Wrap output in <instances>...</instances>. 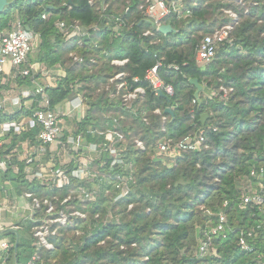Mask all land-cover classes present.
<instances>
[{"label": "trees", "instance_id": "obj_1", "mask_svg": "<svg viewBox=\"0 0 264 264\" xmlns=\"http://www.w3.org/2000/svg\"><path fill=\"white\" fill-rule=\"evenodd\" d=\"M125 1L114 0L115 10L120 11ZM184 1L192 6L191 16L185 20H165L175 29L174 33L162 34L154 25L141 23L126 29L122 37L116 39L106 29L91 30L90 41L79 45L78 38L65 40L54 24L58 20H74L90 28L97 23L98 13L87 0H9L0 14V33L9 30L17 19L35 30L40 38L38 50L28 55L24 67L33 62L41 63L51 70L50 76L56 78L55 84L50 83L47 76L43 82L40 72H31L27 76L16 74L14 82L18 86H46L51 106L74 93L81 94L87 108L83 116L77 112L74 117V136L81 135L83 146L103 142L104 133L114 128L112 119L122 115L119 125L126 143L122 145L121 154L126 167L117 166L116 169L125 175L131 174L134 180L129 181L128 197L119 201L124 208L119 219L104 223L108 212L105 197L101 196L99 202L88 203V210L91 209L92 216L96 217L94 230L88 238H78L80 245L76 248H69L64 237L47 240L54 243L52 249L37 248L38 239L31 231L32 221L19 213V219L13 221L19 226L14 262H25L37 253L44 264H259L254 254L239 248L236 234L225 239L213 237L214 253L202 255L198 251V239L201 231L215 222L203 211H218L224 200L230 201L225 212L232 225L250 228L262 218H251L249 211L237 208L234 201L246 189L239 183L241 178L251 179L252 167L264 168V0H252L246 13L235 0H214L206 6L202 5L203 0ZM137 2L132 0L131 3L132 19L140 17ZM225 8L240 15L230 41L218 46L210 62L198 65L194 60V48L201 37L193 34L200 29L208 33L211 26L228 23L230 19L227 18L211 21L204 17H211L216 11L222 15ZM44 13L49 14L46 20L42 18ZM145 29H150L152 38L158 42L150 44V37H139ZM70 53L81 57L83 63L75 62ZM91 58L96 59L95 64H90ZM112 58H128V62L116 67L110 64ZM160 58H163L160 75L174 89L169 100L154 94L142 81L145 71ZM172 63L178 65V70L168 68ZM119 70L128 73L129 81L139 77L138 84L145 88L144 97L133 102L131 109L125 108L119 96L112 97L110 90L103 87L107 78ZM191 78H197L203 85L195 104L192 100L196 98V87L189 82ZM220 85L233 88L226 104L207 97L210 89ZM9 87L10 84H0V93ZM27 101L30 105L18 110L1 111L0 122L19 121L40 106L39 96ZM167 107L172 108L173 117L164 112ZM156 108L160 109V115L153 113ZM204 113L208 117L202 123L200 116ZM142 115L147 117V125L140 122ZM162 115L166 116L164 122ZM126 117L132 118L136 125L126 124ZM132 126L136 130L131 134ZM196 129L204 132L207 148L185 151L175 158L157 154L159 141L178 140ZM38 132L35 128L19 135L10 134L0 155L16 153L17 148L25 151L27 140L36 145ZM136 134L145 141L143 150L135 147ZM57 151L55 144L48 147L47 154L56 155ZM217 158L222 161L216 162ZM24 164V159L15 161V165H7L1 172L0 202L5 198L18 200L25 192L51 203L57 192L62 194L61 199L67 196L66 188L45 194L46 185L38 179L26 178ZM61 164L58 160V165ZM7 181L11 189L6 186ZM71 183L79 181L72 179ZM81 186L88 185L82 183ZM261 194L264 196V175ZM73 201L80 202L75 196ZM130 204L133 206L126 211ZM46 209V205H41L35 216L41 213L45 216ZM55 226H49V234ZM65 227L60 230L65 231ZM0 240L15 241L16 235L4 229L0 231ZM257 248L264 251V244L257 243Z\"/></svg>", "mask_w": 264, "mask_h": 264}, {"label": "built area", "instance_id": "obj_2", "mask_svg": "<svg viewBox=\"0 0 264 264\" xmlns=\"http://www.w3.org/2000/svg\"><path fill=\"white\" fill-rule=\"evenodd\" d=\"M89 5L98 13L97 23L90 28L84 27L79 21L58 20L55 22L56 29L62 34L65 40L78 38V44L83 45L84 42L90 41L91 30L100 31L108 30L113 38H121L126 29L131 28L134 24L149 23L155 26L158 30L162 24H167L166 19L176 18L185 20L192 14V6L185 3L184 0H138L136 8L140 11V17L132 19L131 3L132 0H126L125 6L120 11L115 10L114 0H87ZM240 2L241 0H235ZM114 5V6H113ZM113 6V7H112ZM111 8V9H109ZM224 13L230 18V21L220 27H217L204 34L194 48V60L196 64H206L210 62L217 53L218 46L224 42L230 41L231 31L238 19L235 13L231 10H224ZM43 19H48L49 14H42ZM153 32L150 29L141 31L139 37H150V44L156 43L157 39L152 38ZM40 43L39 34L32 28L26 26L21 20L17 19L12 23L11 28L0 34V73L4 72L5 68L10 65L20 76L30 75L33 73H43L46 68L43 64L33 62L29 66L24 67L28 55L31 54ZM107 55V51L103 52ZM73 60L78 64L83 63V59L75 53H70ZM96 59L91 58L90 64H95ZM128 62V58L110 59V64L116 67H123ZM100 65V64H99ZM163 67V58H160L154 65L149 67L142 78L152 89L154 94H158L161 90L168 97L173 96L174 89L171 84H168L160 75V70ZM169 69L178 70V65L175 63L168 65ZM128 73L125 70L110 75L105 85V90H110L111 96H119L125 108L131 109L133 102L141 99L145 95V88L139 85V77H132L131 81L127 79ZM43 85H37L34 88L22 90L18 95L13 96L10 100L7 98L0 99V112L6 107V103L10 102L15 109H20L23 100L39 96L40 106L32 111V113L22 118L21 120H6L0 122V150L6 142V138L10 134L19 135L23 131L38 128L37 144L32 145L29 140L26 143V150L21 148L16 149V153L0 155V174L4 171L7 165H15V161L24 159V173L28 180L38 179L46 186H54L56 189H65L71 184L72 179L79 182L87 180L90 172L96 177L85 162L84 151L92 154H107L102 162V167L108 169L105 179L111 180L117 192L116 198L129 195L131 189L129 181L132 176L125 175L122 171L116 169L117 166L125 165V160L121 154L122 145L125 142V135L119 125V120L122 115L113 118L114 128L107 131L105 139L101 143H89L83 146L81 135L74 136L67 126L68 120H71L70 112L75 110L84 115L87 108L81 94L74 93L72 99L67 98L63 101L51 106L49 98L45 92ZM233 93L231 86L220 85L218 88L210 89L207 93L209 99H215L223 104H226ZM199 98H194L192 103L195 104ZM71 110V111H70ZM153 113L160 115L159 108L153 110ZM70 116V117H69ZM194 116V115H193ZM162 121L166 120V116H161ZM140 121L143 125L148 124V119L142 115ZM164 129V126H163ZM215 130V128L213 129ZM135 147L144 149V143L141 140H134ZM58 145L57 154H51L52 160L57 159L54 163L46 161L42 163L41 156L47 154L48 147ZM202 148H207L206 137L201 130H194L179 138L178 140L163 139L157 143V154L166 155L175 158L185 151H199ZM69 153H73L71 157ZM66 159L60 161V156ZM82 158V159H81ZM58 160L62 162L58 165ZM37 167V168H36ZM18 168L15 167V172ZM88 175V176H87ZM264 175V168L252 167L249 173L250 180L256 183L254 189L246 187L245 191L234 201L237 208L249 211L251 218H257L258 221L250 228L238 227L229 223L225 209L230 207V201L224 200L221 208L216 212L204 210L207 217L215 219L214 224H208L207 228L201 231L202 236L198 239V251L202 254L209 252L214 253L211 248V240L213 237H221L223 239L236 234L237 245L242 251L249 252L255 255L259 264H264V251H259L257 243L264 244V196L261 194V182ZM6 186L11 189L10 181L6 182ZM81 198H89L87 191L83 190V194H77ZM70 197V196H69ZM46 205V215L44 218H37L36 212L40 210L41 205ZM52 203L44 199H37L31 192H25L18 200H9L5 198L0 202V231L4 229H19L13 221L4 220L1 217L2 213H10L17 216L19 213H24V219H29L34 223H38L33 231L38 241L37 248L43 246L47 249H52L53 246L47 241L46 236L49 235L50 216L53 212ZM62 218L64 216L62 215ZM62 218L59 219L61 224ZM53 233V232H52ZM15 241L0 240V264H44L39 255L35 253L27 261L17 263L13 261Z\"/></svg>", "mask_w": 264, "mask_h": 264}, {"label": "rangeland", "instance_id": "obj_3", "mask_svg": "<svg viewBox=\"0 0 264 264\" xmlns=\"http://www.w3.org/2000/svg\"><path fill=\"white\" fill-rule=\"evenodd\" d=\"M214 0H203L202 5L206 6L208 3L212 2ZM252 0H241L240 2H236L237 5H239L240 9L245 10L244 13H246L248 6L251 4ZM226 10H231L233 13L236 14L237 19L239 21V17L240 15L238 14V12L230 9V8H225ZM224 9V10H225ZM221 11V10H220ZM218 11H216L215 13H213L210 16H204L205 19L209 20H222L223 18H228V16L223 12L222 15H220L219 13H217ZM223 23H219L217 25H213L211 26V31L219 26H221ZM5 32V31H4ZM3 33V32H2ZM209 33V32H208ZM1 34V33H0ZM204 34L203 29L197 30V32H195L193 34V36H198L199 38L202 37ZM200 40V39H199ZM158 42V40L156 41ZM34 54L31 53V55ZM8 67H11L10 65H8ZM12 68V67H11ZM14 72L16 73V70H14ZM16 83L12 82V85L14 87ZM203 86V85H202ZM12 93V92H11ZM14 95V93H12ZM71 116V117H70ZM70 118L71 120H68L67 126L68 129L71 131V133L74 135V131L76 129V124L74 122V117H75V110L71 111L70 113ZM138 118V117H137ZM125 122L126 124H130V125H136L132 118L130 117H126L125 118ZM141 122V121H140ZM133 127V131H131L130 133L132 134L133 132H135L136 128ZM137 135V134H136ZM141 140L144 141L141 136L137 135L135 136L134 140ZM145 142V141H144ZM126 143V141H125ZM124 143V145H125ZM123 145V147H124ZM156 148V146H155ZM155 152V151H153ZM71 157H74L73 153H69ZM52 156H50L49 154H46L44 156H41V161L42 163H45L46 161H48L49 163L52 162L54 163L55 161H57V159H53L52 160ZM60 161H65L66 159H64V157H62V155L60 156ZM75 158V157H74ZM82 158H84L85 162H87V164L90 166L92 172L94 174H96V177H94V175L90 172V175L88 176L87 180H82V182L79 183H71L68 187H66V194L67 196H65L63 199H61L62 194H60V192H57L56 194V198L53 199L52 201V207H53V213L50 215V226L53 224H56L55 228L52 229L51 232L52 234H49L46 236L47 240L49 239H58L59 237H64L67 239L66 244L69 248H76L79 247V242L77 241L78 238H88L91 234V232L94 230L93 227V219L96 218L95 216H92L91 214V209L88 210V203L89 202H99V198L101 196L105 197L106 201H105V205L107 206V214L104 217V223H109L111 220L113 219H119L122 214L124 213V208L121 207L120 202L122 201L125 197H120V198H116L115 195H117V192L114 188V184L111 180L105 179L104 177L107 176H103L102 175H107L106 172L107 170L104 169L102 167L103 164V160L105 158H108L107 154H103V155H99V154H92V153H88L84 151V156H82ZM81 158V159H82ZM222 161V158H217L216 162L220 163ZM37 168V167H36ZM134 169V168H133ZM132 176V175H131ZM132 181L134 182V180L132 179ZM82 183H86L88 186H81ZM241 186L244 187H248L249 189H254L256 183H254L253 180L247 179L244 177L241 178L240 182ZM48 189H45L44 192L45 194H49V192H56L54 190L55 189L54 186H47ZM83 190L87 191V193L89 194V198H84L83 196L78 197L77 194H83ZM70 195V197H69ZM76 198H78L80 200V202L77 201H73L74 200V196ZM47 196V195H46ZM48 198V197H45ZM131 206H133V204L128 205L126 211H128ZM123 208V209H122ZM97 214H99V212H97ZM62 215L64 216V218H62ZM37 218H44V216L42 215V213L40 214L39 217ZM62 218V222H65V224H61V222L59 221V219ZM18 220V219H17ZM22 221V220H20ZM23 222V221H22ZM32 228L31 231L33 232L34 229L40 225H38V223H34L32 222ZM97 224V223H96ZM66 226V227H65ZM61 227H65L67 229H65V231L60 230ZM49 242V241H48ZM51 243V242H50ZM54 245V243H52ZM103 244V243H101ZM145 259V258H143ZM42 261V260H41ZM43 262V261H42ZM44 263V262H43Z\"/></svg>", "mask_w": 264, "mask_h": 264}, {"label": "crops", "instance_id": "obj_4", "mask_svg": "<svg viewBox=\"0 0 264 264\" xmlns=\"http://www.w3.org/2000/svg\"><path fill=\"white\" fill-rule=\"evenodd\" d=\"M37 50H38V48H36L33 52L35 53ZM50 73H51V70L48 69V68H45L44 71H43V73H41V76H42V78H44V77L47 76V80L50 83L55 84L56 78L50 76ZM16 74L17 73L14 72V69L11 68V67H8V66L5 68L4 72H1L0 73V84H10V87L9 88L4 89V90L1 91V93H0V99L7 98L8 100H10L13 96L18 95L22 90H25V89H28V88L29 89L30 88H34V87H27L25 85L18 86L17 84H15L14 87H13L12 82H14V78H15ZM43 82H45V78L43 79ZM11 92L14 93V95ZM72 97L73 96H71L70 99H72ZM23 105L28 106V105H30V102L29 101H23L21 107ZM14 109H15V107L13 105L11 106L10 102H7L6 103V107L4 108L3 111L5 113H10ZM16 110H18V108ZM75 114H76V112H75ZM1 217H2V219L7 220V221H9V220L14 221V220L19 219V217L14 216V215H12L10 213H6V212L5 213H2L1 214Z\"/></svg>", "mask_w": 264, "mask_h": 264}, {"label": "water", "instance_id": "obj_5", "mask_svg": "<svg viewBox=\"0 0 264 264\" xmlns=\"http://www.w3.org/2000/svg\"><path fill=\"white\" fill-rule=\"evenodd\" d=\"M9 5V0H0V14L3 12V10ZM158 31L161 32L162 34H169V33H174L175 29L172 28V26L170 24H162L159 26ZM189 82L194 85L196 87V91H195V97L199 98V93L203 90V86L202 84L199 83L197 78H191L189 80ZM158 94L169 100V97L164 94L161 90L158 91ZM164 112L170 114L172 117L174 115L173 110L171 107H167L165 108ZM208 117L207 113H204L200 116L201 122L204 123L205 119ZM15 235H16V240H15V244H14V250H17V245H18V230L17 229H11Z\"/></svg>", "mask_w": 264, "mask_h": 264}]
</instances>
